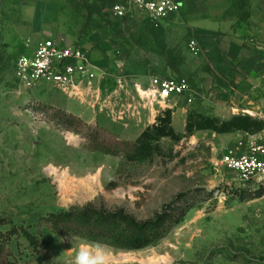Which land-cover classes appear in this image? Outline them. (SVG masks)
<instances>
[{"label":"rangeland","instance_id":"374dc122","mask_svg":"<svg viewBox=\"0 0 264 264\" xmlns=\"http://www.w3.org/2000/svg\"><path fill=\"white\" fill-rule=\"evenodd\" d=\"M112 3L0 0V233L24 226L38 235L41 218L88 203L149 219L177 195L191 193L185 204L195 208L143 250L45 233L43 255L24 239L13 240V264H264V180L245 185L218 165L223 152L247 137L186 133L189 114L214 117L222 101L232 113L248 114L228 103L242 81L231 72L243 64L211 62L202 49L192 54V18L182 13L157 30L136 10L116 18ZM47 39L88 52L91 91L19 84L17 60ZM157 79L184 82L190 92L162 100L153 88ZM167 110L184 138L162 140L163 154L141 162L93 152L84 127L58 125L65 113L101 140L133 142ZM204 187L211 192L196 193Z\"/></svg>","mask_w":264,"mask_h":264},{"label":"trees","instance_id":"16d2710c","mask_svg":"<svg viewBox=\"0 0 264 264\" xmlns=\"http://www.w3.org/2000/svg\"><path fill=\"white\" fill-rule=\"evenodd\" d=\"M58 123L66 130L84 127L88 132L86 139L91 151L111 156L123 155L129 162L151 160L162 155L161 142L164 139L180 142L184 138V135L178 134L173 127L171 110L160 115L156 123L149 126L133 142L122 141L112 136L101 140L96 134L98 131L73 115L62 114ZM263 128L264 121L250 116H236L230 120H221L191 113L188 116L186 133L188 136H192L197 131H211L219 135L232 133L256 135ZM203 192L206 190H196V193ZM190 194L177 195L149 219H138L124 208L109 209L105 205L96 206L93 203L51 213L39 221L38 235L24 226L13 227L6 233H0V264H13L9 245L15 239H24L33 247L37 255H43V251L40 250V237H43L45 233L53 234L58 238L76 237L106 243L124 250H143L165 239L185 220L190 211L195 208L193 204H185V198Z\"/></svg>","mask_w":264,"mask_h":264},{"label":"built area","instance_id":"2783aa9c","mask_svg":"<svg viewBox=\"0 0 264 264\" xmlns=\"http://www.w3.org/2000/svg\"><path fill=\"white\" fill-rule=\"evenodd\" d=\"M183 5V0H114L111 10L119 19L139 11L159 30L181 13ZM188 49L194 55L201 52L195 39L190 41ZM15 77L25 90H34L42 84L62 91L94 88V70L88 52L80 45H62L52 39L40 42L33 51L20 56ZM153 88L165 101L190 92L188 84L171 80H154ZM259 118L264 121V115ZM245 136L246 140L220 155L218 165L234 173L241 183L251 185L264 180V128L256 135Z\"/></svg>","mask_w":264,"mask_h":264},{"label":"crops","instance_id":"0c3cea01","mask_svg":"<svg viewBox=\"0 0 264 264\" xmlns=\"http://www.w3.org/2000/svg\"><path fill=\"white\" fill-rule=\"evenodd\" d=\"M183 1L181 13L192 18L193 37L202 49L201 57L216 63L243 64L241 70L231 72L242 81L228 103L232 110L243 108L248 114L232 113L222 101L214 117H259L264 110V0Z\"/></svg>","mask_w":264,"mask_h":264},{"label":"water","instance_id":"95a60500","mask_svg":"<svg viewBox=\"0 0 264 264\" xmlns=\"http://www.w3.org/2000/svg\"><path fill=\"white\" fill-rule=\"evenodd\" d=\"M219 158H221V156H220ZM204 189H205L207 192H211V190H210L208 187H204Z\"/></svg>","mask_w":264,"mask_h":264}]
</instances>
